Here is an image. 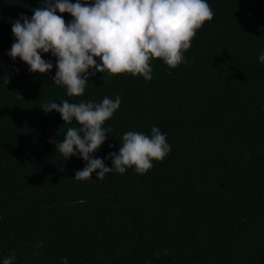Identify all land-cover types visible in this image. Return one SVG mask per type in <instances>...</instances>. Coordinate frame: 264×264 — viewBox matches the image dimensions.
Listing matches in <instances>:
<instances>
[{
	"label": "trees",
	"instance_id": "16d2710c",
	"mask_svg": "<svg viewBox=\"0 0 264 264\" xmlns=\"http://www.w3.org/2000/svg\"><path fill=\"white\" fill-rule=\"evenodd\" d=\"M45 2L0 0V264L12 251L15 264H264V0H207L213 19L185 62L153 59L150 81L97 72L81 97L51 80L50 53L43 75L7 55L12 22ZM117 95L104 124L113 131L94 156L111 167L125 132L153 126L171 151L144 174L77 181L83 159L66 160L49 141L79 125L40 107Z\"/></svg>",
	"mask_w": 264,
	"mask_h": 264
},
{
	"label": "clouds",
	"instance_id": "9594fccd",
	"mask_svg": "<svg viewBox=\"0 0 264 264\" xmlns=\"http://www.w3.org/2000/svg\"><path fill=\"white\" fill-rule=\"evenodd\" d=\"M32 11L31 18L21 14L12 22L16 39L7 55L13 61H23L31 73L43 75L52 71L53 64L41 53H50L56 58V74L51 80L64 87L69 97L83 96L97 72L109 73L103 76L104 81L122 74L150 81L153 59L175 69L185 62L184 53L190 49L197 30L214 16L207 0H76L75 4L70 0H46ZM57 12L68 13L74 19L66 23ZM258 60L264 64V52ZM9 82L10 77L3 80L4 84ZM17 98L23 100L19 93ZM120 106L118 95L115 99L105 96L100 103H70L65 99L41 105L46 114L55 111L65 124L75 120L79 125L68 127L62 141H49L66 160L73 156L83 159L85 167L75 172V180L86 181L94 173L97 180H103L109 173L124 174L129 168L144 174L153 167V161H161L170 153L166 134L153 126L150 135L125 132L119 154L113 151L106 157L111 167L95 157L113 131L104 124ZM16 259L12 251L3 258V264H15ZM62 264H68L66 257Z\"/></svg>",
	"mask_w": 264,
	"mask_h": 264
}]
</instances>
